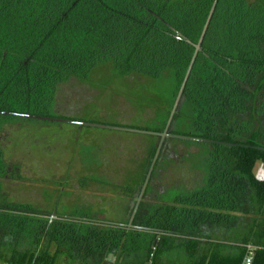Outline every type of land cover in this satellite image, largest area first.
<instances>
[{
	"label": "trees",
	"instance_id": "obj_1",
	"mask_svg": "<svg viewBox=\"0 0 264 264\" xmlns=\"http://www.w3.org/2000/svg\"><path fill=\"white\" fill-rule=\"evenodd\" d=\"M213 2L0 0V132L37 120L20 114L62 117L58 85L105 62L169 81L164 118L139 127L163 131ZM168 131L215 142L179 139L198 148L195 185L141 200L130 224L135 201L123 222L10 201L2 182L21 175L0 141V263L240 264L251 245L264 264V0H216Z\"/></svg>",
	"mask_w": 264,
	"mask_h": 264
},
{
	"label": "rangeland",
	"instance_id": "obj_2",
	"mask_svg": "<svg viewBox=\"0 0 264 264\" xmlns=\"http://www.w3.org/2000/svg\"><path fill=\"white\" fill-rule=\"evenodd\" d=\"M170 89L169 81L121 75L110 62L95 65L84 78L60 83L52 112L107 126L48 120L4 124L0 132L4 159L21 175L2 182L7 199L49 211L50 218L54 212L68 214L83 207L100 219L125 221L160 137L108 125L157 126L165 116ZM164 141L150 176L151 188L160 191L154 200L173 197L196 180L192 167L197 165L191 164L197 161L191 154L198 148L177 138ZM143 200L153 201L148 193ZM107 260L113 261V256Z\"/></svg>",
	"mask_w": 264,
	"mask_h": 264
},
{
	"label": "water",
	"instance_id": "obj_3",
	"mask_svg": "<svg viewBox=\"0 0 264 264\" xmlns=\"http://www.w3.org/2000/svg\"><path fill=\"white\" fill-rule=\"evenodd\" d=\"M215 4H216V0H214V2L212 3L211 9L209 10V13H208L207 18H206V21H205V23L203 25V28H202L201 35L199 37L198 43L195 45V51H194V53H193V55L191 57L190 63L188 65V68H187L186 73L184 75V78L182 80V83H181V85L179 87L178 93H177V95L175 97V100L173 102V105L171 107V110H170V113H169V116H168V119L166 121V125H165L163 131H153V130H146V129H141V128H132V127H126V126H111V125H108V127H115V128H118V129L138 131V132H142V133H150V134H154V135L160 136V141L158 143V146L156 148V151H155L154 157L152 159L151 165H150V167H149V169L147 171L146 177H145L144 182L142 184V187H141L139 196L137 198V202H136V204L134 206L132 215H131L130 220H129L130 221L129 224L132 222V220L134 218V215H135V213L137 211L139 202H140V200L142 198V195L144 193V190H145V188H146V186L148 184V181H149L150 176H151V173H152V169H153V167L155 165V162L157 160V157H158L159 152L161 150V147L163 145V141H164V139L166 137H169V138H177V139H182V140H189V141L215 142L214 140L207 139V138L195 137V136H190V135H184V134H177V133H170V132H168V129H169L171 120H172L173 115H174V113L176 111V107H177V105L179 103V100H180V97H181L183 88L185 86V83L187 81L188 75H189L190 70L192 68V65H193L195 56H196L197 51H198V48H199V44H200V42H201V40H202V38L204 36V33L206 31L207 25H208L209 20L211 18L213 9L215 7ZM3 113H9V112H3ZM20 115H22L24 117H30V118H33V119H37V120L66 121V122L81 123V124L92 125V126H107V125H103V124H99V123L82 122V121H78V120H75V119H68V118H62V117L43 116V115H29V114H20ZM111 257H112V253H110L108 255V259H111Z\"/></svg>",
	"mask_w": 264,
	"mask_h": 264
},
{
	"label": "built area",
	"instance_id": "obj_4",
	"mask_svg": "<svg viewBox=\"0 0 264 264\" xmlns=\"http://www.w3.org/2000/svg\"><path fill=\"white\" fill-rule=\"evenodd\" d=\"M255 177L258 180H264V167L260 165L257 169ZM254 252L253 247L251 245H247V252L241 260L240 264H253Z\"/></svg>",
	"mask_w": 264,
	"mask_h": 264
},
{
	"label": "flooded vegetation",
	"instance_id": "obj_5",
	"mask_svg": "<svg viewBox=\"0 0 264 264\" xmlns=\"http://www.w3.org/2000/svg\"><path fill=\"white\" fill-rule=\"evenodd\" d=\"M169 132V131H168ZM160 137V136H159ZM166 138H169V137H166ZM165 140V139H164ZM164 142V141H163ZM151 179L152 178H150L149 179V181H148V184L149 183H151ZM147 184V185H148ZM152 184V183H151ZM153 185L154 186H157V184H154L153 183ZM147 187V186H146ZM184 189H192V187H184ZM141 190V189H140ZM145 191H146V188H145V190H144V193H145ZM144 193H143V195H142V198H141V200H143V198H144ZM148 194H150V196H151V198L153 199V201H152V203H155L157 200H154V197H156V196H159L160 195V191H156V189L154 188V187H152L151 188V190L148 192ZM139 196V195H138ZM138 196H137V198H138ZM167 197V196H166ZM137 198H136V200H135V204H136V202H137ZM141 200H140V202H141ZM140 202H139V204H140ZM135 204H134V206H135ZM138 207H139V205H138ZM133 209H134V207H133ZM138 209V208H137ZM132 212H133V210H132ZM132 212H131V215H132ZM137 212V211H136ZM136 214V213H135ZM135 216V215H134ZM131 217V216H130ZM102 219V218H101Z\"/></svg>",
	"mask_w": 264,
	"mask_h": 264
},
{
	"label": "crops",
	"instance_id": "obj_6",
	"mask_svg": "<svg viewBox=\"0 0 264 264\" xmlns=\"http://www.w3.org/2000/svg\"><path fill=\"white\" fill-rule=\"evenodd\" d=\"M198 172H199V170H197ZM244 228H246L247 229V227H245L244 226ZM214 242H218V240H213ZM220 243H222V245H220V248H221V250L223 251V253H228V252H230L231 251V245L232 244H234V243H232V242H230V241H219ZM218 242V243H219ZM0 264H2V263H0Z\"/></svg>",
	"mask_w": 264,
	"mask_h": 264
}]
</instances>
